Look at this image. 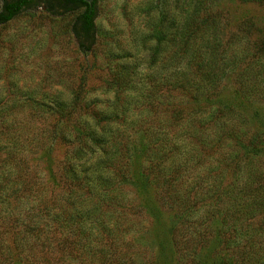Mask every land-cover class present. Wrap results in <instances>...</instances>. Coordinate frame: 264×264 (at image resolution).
<instances>
[{
	"label": "rangeland",
	"instance_id": "1",
	"mask_svg": "<svg viewBox=\"0 0 264 264\" xmlns=\"http://www.w3.org/2000/svg\"><path fill=\"white\" fill-rule=\"evenodd\" d=\"M200 1L97 0L98 40L90 53L80 50L71 31L76 14L54 15L43 4L0 27V264H221L230 255L236 264L245 257L249 264H264V179L251 185L246 221L231 217L234 201L222 193L200 196L190 203L188 232L179 233L173 232L177 219L170 200L142 186L154 182L157 164L172 151L186 150L188 163L198 162L199 172L207 169L205 152L194 139L202 126L193 120L207 116L206 96L195 97L194 85L183 91L159 82L162 74L175 71L192 84L200 80L191 49L204 50L203 41L212 34L201 30L185 48L156 34L191 24ZM209 1L212 15L221 20L220 37L232 42L225 62L238 63L221 79L212 104L219 118L230 119L237 134L258 145L239 156L237 167L212 178L221 192H238L242 182L233 184L240 170L264 172V56L254 46L256 31L243 38V30L252 31L247 22L260 29L264 5ZM240 39L243 44L235 46ZM126 67L131 70L119 89L115 80ZM83 83L89 93L85 101L99 103L105 122L84 115L83 108L73 111ZM175 114L183 120L175 121ZM183 128L190 138L175 151ZM112 138L127 153L114 148ZM86 160L92 174L102 175L96 179L99 191L118 186L120 204L106 201L108 195H92L76 178L75 165ZM195 223L202 225L197 231L190 229ZM204 229L210 233L203 239L199 234L190 239Z\"/></svg>",
	"mask_w": 264,
	"mask_h": 264
},
{
	"label": "trees",
	"instance_id": "2",
	"mask_svg": "<svg viewBox=\"0 0 264 264\" xmlns=\"http://www.w3.org/2000/svg\"><path fill=\"white\" fill-rule=\"evenodd\" d=\"M240 1H250L264 5V0ZM40 4L45 5L46 8L54 15L67 16L76 14L71 24V31L79 41L80 50L83 53H90L94 50V48H96L98 40L97 19L99 18L97 0H94L93 3H88L86 0H0V27L9 23L24 11L34 9ZM199 4L200 6L197 9V17L195 16L191 24H188L182 29H176L174 33H168V31L164 33L160 30L156 33L160 40H165L163 38L168 37L171 42L176 43V45L181 48L187 47L188 44H194L197 40L195 38L201 30L206 31L207 35L212 34V37H208L207 40L203 41L204 50H202V48L194 51V46L191 49L194 56L190 58V61L198 67L196 72L197 74H201L202 78L200 80H196L192 84V81H189L182 72L180 73L175 71V73L171 75L162 74V77L160 78L161 81L159 82V87L167 85L183 91L190 89L192 85H194L192 91L194 90L196 92L195 97L203 95L206 96V102L203 110L208 112L207 116L203 117L201 120L193 119L199 121V124L202 126L200 132L201 136L194 137V139L198 141L200 147L205 152V160L207 162L206 171L204 173L198 171V162L192 164L188 163V159L186 158L188 157L189 152L186 150L183 152L172 151L167 159H164L163 155V160L157 164L158 171L154 178V182L142 185L143 188L151 186L158 199L170 200L169 204L173 207L175 211V219H177V225L173 230L174 233L188 232L187 227L189 225H187V222L190 223L189 216L192 209V207H190V203L197 201V198L199 199L200 196H218L222 193L224 197L228 199L231 198L234 201V205L236 201L243 202V207L240 209L235 208L234 205L232 206L233 210L231 217L234 218V220L240 221L241 219L242 221H246L249 219L252 212L247 202V199L251 194V185L256 180L264 179V172L255 173L249 169L243 175L241 170L237 173L235 180L236 183L233 185L237 186L238 181H241L243 185V188L238 192H235V190L231 188L221 192L216 184H211L213 176H219L220 173H222L221 171L227 170L232 166V164H235L237 167L240 163L239 156L245 155L250 146L257 148L258 145H255L252 141H250L248 135L237 134L230 122V119L219 118L217 116L218 111L214 109L212 104L215 98L214 91L219 87L223 76L234 72L233 68L238 63L236 60H231L227 63L225 62L224 55H226V52L231 51L230 45L232 42H225V40L220 37L221 20L212 15V1L201 0ZM200 12L201 15L198 16ZM203 16L206 17L205 23L200 22V18ZM247 24H249V27L253 32L250 30H243L246 31V35L243 38H246L247 36L251 37V34L254 35V32L256 31L258 34V40L254 41V46L256 50L264 56V22L259 30H256L257 24L254 21H249ZM249 40H251V38ZM243 41V39H240L239 41L235 40V46H240L243 44ZM245 51L246 54H248L247 48ZM173 60L179 62L183 60V56H181V59L175 58ZM130 70L131 67H126L124 68L125 73H119L117 80H115V84L119 87V89L124 84V80ZM243 76L246 83L251 81V78L247 77L246 74H243ZM252 80H255V76ZM85 87L86 84L83 83L77 90L75 100L72 104L73 111L83 108L86 110L84 115H92L98 122H105L107 120L106 117H99L100 113H102L98 109L99 103L95 99L85 101V98L89 94ZM61 114L66 116V112L64 111H62ZM174 119L179 122L183 120L182 117L178 116V114H175ZM189 135H191V133H188L187 129L183 128L182 134L179 137L181 144H174L173 146L175 151H179L185 146V143L190 138ZM110 141L114 148L118 147L122 153H127L126 149L124 151V149L120 146V143L115 141L114 138ZM239 148L244 149L245 152L241 153ZM147 154H145V157L150 158ZM171 157H173V160L170 162L168 168L167 166L162 167V163L167 162ZM213 165L219 168H214ZM92 172L93 166L87 160L81 161L79 164L75 165L74 175L77 179H81V183L85 182L86 185L89 186L92 195H108L109 199L106 201L112 203L111 199H115L118 202V197L115 195L118 186L113 187V185H107L104 186L107 189L99 191L96 179H102V175L92 174ZM80 184L78 185L77 191H82L83 189ZM263 189L264 185L261 186L260 191L262 192ZM103 203L105 204L106 202L104 201ZM79 204L81 206H85L84 201H80ZM117 204L120 203L118 202ZM238 206L241 205L238 204ZM192 225L190 226V229L193 227L195 231L202 227L201 224L195 223V226ZM233 231V233L240 232L238 228H234ZM209 233L210 231H208V229H204L198 233L192 232L189 237L191 239L193 234L194 236L199 234L200 238L203 239L206 234ZM194 242L197 244L199 243L196 238ZM200 246V250H205L203 245ZM231 252H233V248L231 249ZM249 260L250 259L245 257L243 263L241 264H249ZM222 261L223 262L221 264H236L232 255H230L229 259L225 258Z\"/></svg>",
	"mask_w": 264,
	"mask_h": 264
},
{
	"label": "water",
	"instance_id": "3",
	"mask_svg": "<svg viewBox=\"0 0 264 264\" xmlns=\"http://www.w3.org/2000/svg\"><path fill=\"white\" fill-rule=\"evenodd\" d=\"M88 3H93L94 0H86Z\"/></svg>",
	"mask_w": 264,
	"mask_h": 264
}]
</instances>
